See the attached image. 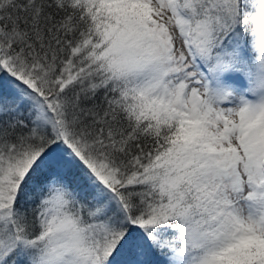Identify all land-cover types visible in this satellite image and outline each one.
<instances>
[{
	"label": "snow or ice",
	"instance_id": "6c2138e0",
	"mask_svg": "<svg viewBox=\"0 0 264 264\" xmlns=\"http://www.w3.org/2000/svg\"><path fill=\"white\" fill-rule=\"evenodd\" d=\"M0 264H264V0H0Z\"/></svg>",
	"mask_w": 264,
	"mask_h": 264
}]
</instances>
